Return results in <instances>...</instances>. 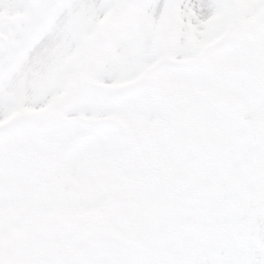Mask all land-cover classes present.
Listing matches in <instances>:
<instances>
[{
    "label": "snow or ice",
    "instance_id": "snow-or-ice-1",
    "mask_svg": "<svg viewBox=\"0 0 264 264\" xmlns=\"http://www.w3.org/2000/svg\"><path fill=\"white\" fill-rule=\"evenodd\" d=\"M0 264H264V0H0Z\"/></svg>",
    "mask_w": 264,
    "mask_h": 264
}]
</instances>
